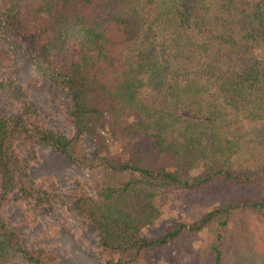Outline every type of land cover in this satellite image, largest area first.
<instances>
[{
	"label": "trees",
	"instance_id": "obj_1",
	"mask_svg": "<svg viewBox=\"0 0 264 264\" xmlns=\"http://www.w3.org/2000/svg\"><path fill=\"white\" fill-rule=\"evenodd\" d=\"M3 42L69 98L75 134L50 130L26 101L0 114V260H50L2 216L13 194L34 210L62 204L53 185L29 176L17 147L30 143L100 173L95 193L71 204L97 230L103 264H136L203 230L213 232V264H222L236 215L264 223V0H0V91L18 100L21 86L3 77ZM106 133L114 151L94 146ZM215 183L250 194L152 229L177 191Z\"/></svg>",
	"mask_w": 264,
	"mask_h": 264
},
{
	"label": "rangeland",
	"instance_id": "obj_2",
	"mask_svg": "<svg viewBox=\"0 0 264 264\" xmlns=\"http://www.w3.org/2000/svg\"><path fill=\"white\" fill-rule=\"evenodd\" d=\"M8 62L2 67L3 77L21 86L20 99H10L0 91V114L19 112V102L36 109L39 119L57 134L73 136L74 128L68 120L70 100L61 91L52 89L49 81L26 62L6 42L2 43ZM258 52H260L258 50ZM262 54V52H260ZM85 154L94 146L115 150V140L109 133L96 145L80 137ZM18 154L28 162V173L45 190L54 186L53 193L61 198L51 212L34 210L18 195L13 194L3 208L2 216L20 237L22 244L50 260L47 264H103L99 258L97 230L79 217L72 207V199L80 192L93 195L102 184L99 174L81 165L70 163L54 150L35 143L17 147ZM250 194L215 183L199 191H177L161 205V216L154 227L158 232L177 222L190 223L226 199H239ZM213 232H184L168 246L145 251L136 264H213L210 246ZM222 264H264V223L260 217L238 214L229 224L221 246ZM0 264H30L20 255H12Z\"/></svg>",
	"mask_w": 264,
	"mask_h": 264
}]
</instances>
